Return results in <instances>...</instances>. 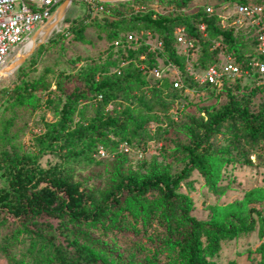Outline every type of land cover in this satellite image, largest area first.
<instances>
[{
  "label": "rangeland",
  "instance_id": "1",
  "mask_svg": "<svg viewBox=\"0 0 264 264\" xmlns=\"http://www.w3.org/2000/svg\"><path fill=\"white\" fill-rule=\"evenodd\" d=\"M81 1H74L57 30L26 59L21 71L14 69L0 79V189L6 186L2 166L4 151L30 157L35 167L44 170L57 166L69 181L92 191L97 200L131 176L140 181L153 174L176 177L190 161L185 148L193 146L195 140L204 135L202 124L209 115L228 105L231 97L252 114L264 108V78L259 75L242 78L231 87V92L218 93L202 84L190 85L184 71H167L169 79H175L177 74L181 77L183 88L167 89L164 93V100L172 105L168 111L164 107L150 112L139 110L141 116L147 118L151 139L144 142L141 138L133 142L117 140L116 144L99 146L93 154L94 161L77 158L76 150L54 139V135L74 131L80 118L84 123L93 121L99 114L96 104L102 98L91 94L89 101L79 107L83 110L75 114L69 130H64L55 125L62 119L67 97L86 88L87 78L94 68L105 71L103 76H115L129 63L130 72L138 65L143 69L146 61L150 64L147 56L137 59L136 54L113 46L112 33L116 31L118 38L124 39L126 32L112 27V20L92 11ZM235 1L194 0L192 5H220V11L223 7H232ZM249 2L264 6V0ZM84 19L88 20L84 43L75 39L72 30L68 37L57 35ZM136 34L147 43L155 44L156 36L151 32L137 31ZM27 45L15 48L8 66L13 68L16 60L25 55ZM176 49L183 51L184 46L176 44ZM192 52L195 58L201 56L195 49ZM163 62L159 59L161 66ZM43 74H46L47 87L32 95L25 93V84L36 82ZM139 86L138 82L132 84L118 97L115 95L121 92L115 93L106 111L121 114L125 109H134L137 101L132 96L138 93ZM150 115L153 118L149 120ZM199 152L205 155L216 174L214 186H210L200 171L194 169L190 178L177 189L180 196L190 199L191 215L223 226L241 218L247 223L251 219L256 221L252 232L225 241L212 260L217 264H264V230L259 215H251L250 205L243 202L254 191L259 196L255 200L256 207L264 214V139L254 142L238 118L230 119L210 139H204ZM161 203L160 196L152 198L151 202L130 198L116 216L110 215L103 222L81 225L66 222L64 228L77 232L81 245L96 255L98 264H184L177 245L167 239L166 230L158 220ZM3 220L0 215V264H38L41 241L22 225H14L12 220V224H6ZM184 229L181 228L177 239L182 237ZM203 247H208L207 240Z\"/></svg>",
  "mask_w": 264,
  "mask_h": 264
},
{
  "label": "trees",
  "instance_id": "2",
  "mask_svg": "<svg viewBox=\"0 0 264 264\" xmlns=\"http://www.w3.org/2000/svg\"><path fill=\"white\" fill-rule=\"evenodd\" d=\"M193 1L131 0L119 3L96 1L97 5L106 9V12L97 14L112 20L110 23L112 27L121 28L123 32H126L124 39L118 38V32L112 33L110 39L115 40L113 46L119 40L125 41L127 35L133 34L138 37L137 31L151 32L156 36L155 43L161 46L153 49L152 43H147L138 37V43L133 46L128 47L125 43L124 47L118 48L119 51L132 53L131 55L136 54L137 59L143 56L148 57L150 64L146 61L143 69L138 65L137 68L132 69L134 72L128 70L130 63L122 67L124 72L123 69L119 70L118 75L115 76H103L105 71L94 68L87 78L86 88L67 97L63 104L62 119L55 126L69 130V124L72 123L75 114L77 112L80 114L83 110L79 107L89 101L91 94L102 98L96 104L98 116L87 123L80 118L79 125L74 131L55 133L54 139L76 150L77 158L85 157L90 162L94 161L93 154L101 145L116 144L117 140L133 142L139 138L144 142L152 138L146 127L147 118L141 116L140 109L150 112L156 107H164L166 111L171 108L172 105L169 106L163 95L167 89L174 91L182 89V80V88H175V80L168 77L163 80L151 79L148 75L150 70L166 68L172 64L180 72L187 73L188 83L194 86L201 83L195 81L188 71L189 61L198 70H206L218 64L223 53L235 57L245 68H248V64L253 61H264L263 57L255 53L257 43L254 38L238 34L233 30H224L217 15H209L204 6L192 5ZM156 3L164 8H173L175 11L158 13L152 7ZM235 3L262 6L250 3L249 0H236ZM142 5L147 6V10L137 11V8ZM213 6L219 10L220 5ZM194 7H197L194 12L184 13V10ZM87 25L88 20L84 19L73 23L69 31H60L57 35L68 37L72 30L75 33V39L84 43L87 40L85 37ZM201 25L206 26L205 33L201 32ZM179 27L185 28L188 37L195 41V51L201 53L199 58H195L192 52L188 59L176 49V44H179L176 30ZM216 44L220 46L215 47ZM159 59H163V66L159 64ZM21 67L18 68L20 71ZM127 70L128 72H125ZM45 76L46 74H43L34 83H26L25 93L32 95L47 87ZM97 76H99L98 79ZM242 78L224 81L219 88H213L210 84L202 85L213 92L219 93L225 90L231 92V87ZM136 82L140 83V86L137 89L138 93L132 96L137 101L135 108L125 109L121 114L107 112L105 107L110 104L114 94L121 92L115 95L116 97L124 94ZM152 118L150 115L149 120ZM236 118L243 123L254 142L264 139V108L257 114H252L247 107H242L234 97H231L228 105L209 115L207 121L202 124L201 130L204 135L197 138L193 146L185 148L189 153L190 161L176 177L153 174L140 181L131 176L123 179L116 189L106 193L100 200H97L92 191L81 189L78 183L69 181L57 166L44 170L35 167L30 157H20L15 152L4 151L2 166L6 176V186L0 189V208H2L0 215L4 219L2 222L12 224L10 222L12 220L14 225H22L41 241L42 248L38 253V264H98L96 255L81 245L77 232L66 231L64 224L66 222L74 225L98 224L110 215L116 216L117 211H120L130 198L141 202H151L152 198L160 196L162 203L157 215L158 220L162 228L166 230L167 239L171 240L175 246L177 245L184 258L183 263L217 264L212 259L220 252L222 244L252 232L256 225L255 219L247 223L244 218H241L229 226L220 225L212 220H198L191 215L190 199L180 196L177 189L182 182L190 178L194 169H198L208 184L214 186L216 172L199 150L204 139H210L218 132L222 124ZM43 184L46 186H42ZM258 197L252 191L243 202L250 205L251 215L252 213L259 215V223L264 230V214L257 209L255 202ZM182 227L185 228L184 233L177 239ZM204 240L208 241L206 249L203 247Z\"/></svg>",
  "mask_w": 264,
  "mask_h": 264
},
{
  "label": "built area",
  "instance_id": "3",
  "mask_svg": "<svg viewBox=\"0 0 264 264\" xmlns=\"http://www.w3.org/2000/svg\"><path fill=\"white\" fill-rule=\"evenodd\" d=\"M64 1L0 0V75H2L1 72L8 66V59L13 55L15 48L31 43L35 35L34 32L36 33L54 17V14ZM126 1L131 0L119 2ZM149 1L158 2L159 0ZM81 2L88 5L96 13L106 12L105 7L97 5L94 0H83ZM152 7L161 14L175 11L173 8H164L157 3ZM204 9L209 15H217L219 17L220 25L224 30H233L238 34L254 38L257 43L255 53L264 58V7L253 4L234 3L232 7H223L220 11L210 5L204 6ZM146 10L147 6L145 5L137 8V11ZM195 10H197V7L184 10V13H192ZM200 30L205 33L206 26L201 25ZM176 37L178 43L184 46L181 53L189 59L192 51L195 49V41L188 37L187 30L183 27H179L176 30ZM125 43L128 44V47H131L135 43H138V37L130 34L127 35L125 41L119 40L114 45L116 48H120L124 47ZM160 46L161 44H152L153 49ZM219 46L220 44H216L215 47ZM187 69L193 75L195 81L201 84H210L213 88L221 87L224 81H231L245 76L259 75L264 78V61H253L248 64V68H245L235 57L226 53L222 54L218 64L210 66L206 70H198L191 61H189ZM175 70L178 73V69L174 65L169 64L166 68L150 70L149 77L155 80H163L167 77V71L175 73ZM173 80H175V88H182L181 77L178 74ZM179 109V106H177L176 110L178 111ZM100 153L104 155L103 151Z\"/></svg>",
  "mask_w": 264,
  "mask_h": 264
},
{
  "label": "water",
  "instance_id": "4",
  "mask_svg": "<svg viewBox=\"0 0 264 264\" xmlns=\"http://www.w3.org/2000/svg\"><path fill=\"white\" fill-rule=\"evenodd\" d=\"M94 1H99L102 3H116L123 0H94ZM73 3L74 0H65L64 3L59 7V9L54 14V17L35 33L31 41L32 45L30 49L26 51L23 57H20L16 60L15 64L13 65V70L21 67L26 61V59L34 53L36 48L39 47L42 43H44L48 39V37L53 33V31L57 29L59 24L64 20L68 9L71 7ZM42 31L44 32L43 35L41 34ZM39 37H41L40 40Z\"/></svg>",
  "mask_w": 264,
  "mask_h": 264
},
{
  "label": "bare ground",
  "instance_id": "5",
  "mask_svg": "<svg viewBox=\"0 0 264 264\" xmlns=\"http://www.w3.org/2000/svg\"><path fill=\"white\" fill-rule=\"evenodd\" d=\"M41 34L43 35L44 32L42 31ZM40 36H41V35H40ZM31 45H32V42L29 43V44L26 46L25 51H28V50L30 49ZM12 72H13V68L10 67V66H8V67H6V68L1 72L2 75H1L0 77H2V76H6V75H8V74H11ZM0 79H1V78H0Z\"/></svg>",
  "mask_w": 264,
  "mask_h": 264
}]
</instances>
